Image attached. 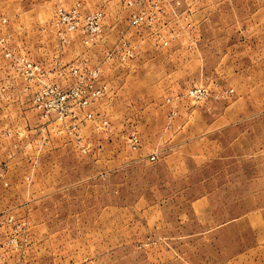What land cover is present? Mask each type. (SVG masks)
I'll use <instances>...</instances> for the list:
<instances>
[{
  "label": "rangeland",
  "instance_id": "rangeland-1",
  "mask_svg": "<svg viewBox=\"0 0 264 264\" xmlns=\"http://www.w3.org/2000/svg\"><path fill=\"white\" fill-rule=\"evenodd\" d=\"M187 6L195 0H0V215L21 225L1 229L18 242L0 264H264V112L225 131L220 150L189 143L142 159L166 111L132 102V72L168 66L132 57L195 39L177 14ZM167 9L177 16L166 28ZM21 59L39 70L21 74ZM188 82L177 97L193 111L235 93ZM197 86L204 100L187 96Z\"/></svg>",
  "mask_w": 264,
  "mask_h": 264
},
{
  "label": "crops",
  "instance_id": "crops-1",
  "mask_svg": "<svg viewBox=\"0 0 264 264\" xmlns=\"http://www.w3.org/2000/svg\"><path fill=\"white\" fill-rule=\"evenodd\" d=\"M214 1L195 0V7L187 6L177 13L183 31L196 32V38L179 40L174 45L179 50L174 54L164 57L138 54L132 57L137 68L143 63L149 65L162 59L168 66L164 71L134 69L132 72L130 87L137 95L132 102L150 111L157 108H165L166 111L165 123L158 124L162 130L157 131L158 134L155 132L151 151L142 159H149L155 153L157 160L152 163H159L176 155L177 148H184L189 143L198 144L196 152H206L209 148L220 150L225 143V131L252 115L264 112V1ZM163 13L159 25L172 27L176 21L173 15L176 14L168 9ZM17 31L22 33L21 28ZM192 79H209L232 88L235 93L228 100L213 103L212 107L202 105V108L189 110L188 100L177 96L186 92L188 80ZM120 87L123 90L126 83L116 84L117 89ZM172 111L177 114L171 115ZM207 115L211 121L208 125L205 124ZM192 126L200 129L189 135L188 129ZM60 165L54 164L52 169L59 170Z\"/></svg>",
  "mask_w": 264,
  "mask_h": 264
},
{
  "label": "built area",
  "instance_id": "built-area-1",
  "mask_svg": "<svg viewBox=\"0 0 264 264\" xmlns=\"http://www.w3.org/2000/svg\"><path fill=\"white\" fill-rule=\"evenodd\" d=\"M102 18V14L101 13H95L92 18H91V25H92V28H93V31L95 32L96 30L99 29L100 27V19ZM143 20L142 16H134V18L132 19V23L133 24H140V22ZM148 20L151 21L152 20V17H148ZM7 57H10L11 55L9 53L6 54ZM33 69H36V70H39L38 67H34L32 66L31 63H29L27 60H24V59H21V64H20V68L18 69L19 72L21 74H27L29 71L31 72ZM24 72V73H23ZM74 73H76V71H74ZM97 75L98 73L97 72H91L89 74V76L92 78V79H96L97 78ZM228 93V92H226ZM208 95V90L204 87H201V86H197V87H193L192 89H190L187 93V96L194 99V100H197V101H200V100H204ZM131 143L133 145V149H136L137 148V143H138V139L136 137H132L131 138ZM156 159V156L155 155H152L150 156V160L153 161ZM14 220H13V217L12 216H9L7 214H2L0 215V263H1V258L3 256V253L5 252V249L7 247V245H9L10 243H14L15 245H17V238L14 236V237H11V236H8V234H5L7 235L6 239H5V236L3 234H1V229L7 225V224H10L12 223ZM14 225L17 226V228H20V227L15 224V223H12Z\"/></svg>",
  "mask_w": 264,
  "mask_h": 264
}]
</instances>
